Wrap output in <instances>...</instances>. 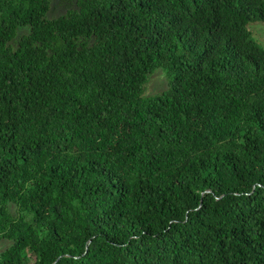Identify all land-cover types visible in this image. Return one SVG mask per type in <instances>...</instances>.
Returning a JSON list of instances; mask_svg holds the SVG:
<instances>
[{
	"label": "trees",
	"instance_id": "trees-1",
	"mask_svg": "<svg viewBox=\"0 0 264 264\" xmlns=\"http://www.w3.org/2000/svg\"><path fill=\"white\" fill-rule=\"evenodd\" d=\"M51 3L0 0V264H264V0Z\"/></svg>",
	"mask_w": 264,
	"mask_h": 264
},
{
	"label": "rangeland",
	"instance_id": "rangeland-1",
	"mask_svg": "<svg viewBox=\"0 0 264 264\" xmlns=\"http://www.w3.org/2000/svg\"><path fill=\"white\" fill-rule=\"evenodd\" d=\"M50 16H57L71 5V0H51ZM250 31V38L256 41L260 46L264 47V23L260 20L253 19L247 25ZM171 76L167 73L163 66L158 67L152 74L149 75L145 83L143 95L153 96L163 93L170 88ZM8 243L0 240V251L4 249Z\"/></svg>",
	"mask_w": 264,
	"mask_h": 264
}]
</instances>
